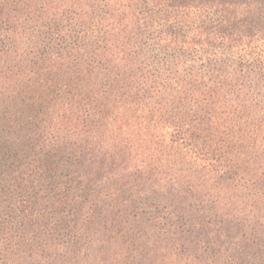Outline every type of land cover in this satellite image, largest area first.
Segmentation results:
<instances>
[{
    "label": "trees",
    "instance_id": "trees-1",
    "mask_svg": "<svg viewBox=\"0 0 264 264\" xmlns=\"http://www.w3.org/2000/svg\"><path fill=\"white\" fill-rule=\"evenodd\" d=\"M196 1L0 0V107L26 113L7 120L0 109L23 138L0 150L1 181L20 180L0 183V264H107L109 240L130 222L118 200L128 202L132 177L142 197L247 191L241 223L264 235V0H250L239 22L231 0H217L209 27ZM133 112L172 131L133 136ZM204 132L223 151L202 142L194 158L183 153ZM153 164L170 181L146 189ZM94 166L120 186L91 195ZM27 178L40 189L26 192ZM169 225L140 218L130 228Z\"/></svg>",
    "mask_w": 264,
    "mask_h": 264
},
{
    "label": "rangeland",
    "instance_id": "rangeland-1",
    "mask_svg": "<svg viewBox=\"0 0 264 264\" xmlns=\"http://www.w3.org/2000/svg\"><path fill=\"white\" fill-rule=\"evenodd\" d=\"M200 2L197 17V22L202 26H211L212 23H216L218 15L213 16L210 12L211 9H215L217 0H197ZM250 0H231L229 9L235 13L236 22L242 20V16H236L242 10H246V4ZM234 3L236 5L234 6ZM195 10L191 9L189 12L193 13ZM264 36V35H263ZM258 39V37H254ZM245 41H248L245 40ZM254 80L253 76L248 77V81ZM262 105V104H261ZM264 105V104H263ZM219 114L226 116V108L222 105L218 106ZM5 113L8 120V114L16 119L23 118L26 113L24 112V106L12 104L5 105V109L0 107ZM28 119L32 118V115L27 114ZM128 120L129 133L133 136L145 135L149 138V135L155 133L158 136V132L172 131L169 124H161L160 127H153L155 121L149 122L146 116L141 115L140 112H133ZM33 120H27L28 123ZM150 125V126H149ZM189 132L190 127L186 126ZM210 133V132H208ZM207 132H204V140L199 142L191 140L186 143V146H181V150L189 153V156L194 158L196 149L199 144L206 142L207 145H212V148L216 153H221L223 149L218 144L210 143ZM214 130L211 131L213 139ZM22 130L17 126V123L9 124L0 123V150L6 148L8 150L9 144L16 140L17 144L21 145L23 140ZM153 138V135H152ZM24 146V145H23ZM220 148V149H219ZM154 149V147H152ZM218 150V151H217ZM218 160L223 161L226 156H220L217 154ZM23 158L24 153H23ZM147 162H151L149 159ZM5 166V167H4ZM8 161L5 164L0 165V175L4 169L8 167ZM14 169V165L9 167V173ZM107 168L102 167L99 170L94 166L90 168L91 177H95L99 182L94 183V187L91 188V195H97L104 193L107 195V188L114 186H120L119 183L114 182L108 175ZM165 170L160 165H150L148 167L147 178L148 182L145 184L147 189L150 184H153V189H157L158 184L164 185L165 181H170L166 177ZM95 175V176H94ZM16 177V176H15ZM7 179V180H6ZM4 179L0 183H10V181H20L10 177ZM135 179H131V187L128 188L126 195L129 197L128 202L123 199H119V204L122 207H128L129 209L123 210L125 218L130 221L123 224L120 229L119 235H114V238L109 240V246L115 251L110 253L108 259L105 260L107 264H215L218 259H221V264H264V235L260 232V229H250L244 226L241 221L250 220L251 210L247 207L250 203L251 197L247 196V191L244 192V196L238 195L230 190L219 199H205L198 195L190 196L188 198L184 196L168 197L162 194V196L151 198V195L142 197L135 187L133 182ZM27 185L30 189L26 192L40 189L38 183L28 180ZM32 183V184H31ZM250 187V185H249ZM166 190V189H165ZM164 190V191H165ZM143 213L142 216H140ZM147 219L154 221V223H167L170 225L166 228L167 231L155 230L149 231L143 227L140 229L130 228L132 221L138 219ZM71 219V216L68 217ZM68 221V220H67ZM70 224V223H68ZM211 225V226H210ZM174 231L183 233L184 239L181 241H171L169 235ZM119 239V241H118ZM117 240V241H116ZM54 243L60 248L62 240L60 237L55 236ZM258 262V263H257Z\"/></svg>",
    "mask_w": 264,
    "mask_h": 264
}]
</instances>
